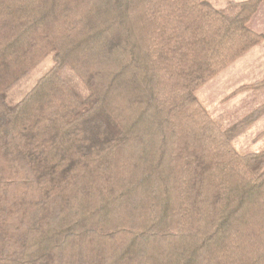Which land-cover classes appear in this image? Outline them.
Wrapping results in <instances>:
<instances>
[{
    "label": "trees",
    "instance_id": "trees-1",
    "mask_svg": "<svg viewBox=\"0 0 264 264\" xmlns=\"http://www.w3.org/2000/svg\"><path fill=\"white\" fill-rule=\"evenodd\" d=\"M262 1L0 0V264H264V100L197 95Z\"/></svg>",
    "mask_w": 264,
    "mask_h": 264
},
{
    "label": "rangeland",
    "instance_id": "rangeland-1",
    "mask_svg": "<svg viewBox=\"0 0 264 264\" xmlns=\"http://www.w3.org/2000/svg\"><path fill=\"white\" fill-rule=\"evenodd\" d=\"M213 1L217 6H225L229 0ZM249 24L255 31L264 32V0ZM48 60L42 64L43 67L47 66ZM33 74L24 81L25 85L35 79L37 72ZM263 77L264 40L201 86L197 95L213 116L221 118L225 125H230L258 107L264 97L256 96L254 90L239 92L231 97L228 95L241 85ZM235 144L242 153L264 150V114L236 138Z\"/></svg>",
    "mask_w": 264,
    "mask_h": 264
}]
</instances>
